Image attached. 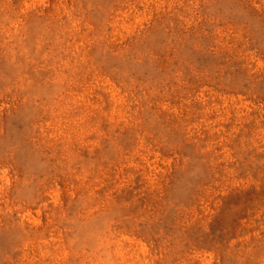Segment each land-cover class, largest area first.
Masks as SVG:
<instances>
[{"label": "rangeland", "instance_id": "1", "mask_svg": "<svg viewBox=\"0 0 264 264\" xmlns=\"http://www.w3.org/2000/svg\"><path fill=\"white\" fill-rule=\"evenodd\" d=\"M0 264H264V0H0Z\"/></svg>", "mask_w": 264, "mask_h": 264}]
</instances>
